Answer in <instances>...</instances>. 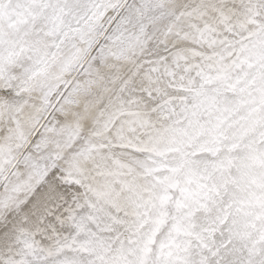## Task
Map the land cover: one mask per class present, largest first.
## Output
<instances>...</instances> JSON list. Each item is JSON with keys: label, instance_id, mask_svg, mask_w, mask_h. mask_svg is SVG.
I'll use <instances>...</instances> for the list:
<instances>
[{"label": "snow or ice", "instance_id": "6c2138e0", "mask_svg": "<svg viewBox=\"0 0 264 264\" xmlns=\"http://www.w3.org/2000/svg\"><path fill=\"white\" fill-rule=\"evenodd\" d=\"M0 264H264V0H0Z\"/></svg>", "mask_w": 264, "mask_h": 264}]
</instances>
